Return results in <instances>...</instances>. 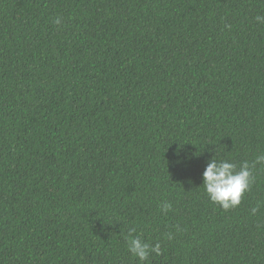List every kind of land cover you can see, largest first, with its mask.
<instances>
[{
    "label": "trees",
    "instance_id": "trees-1",
    "mask_svg": "<svg viewBox=\"0 0 264 264\" xmlns=\"http://www.w3.org/2000/svg\"><path fill=\"white\" fill-rule=\"evenodd\" d=\"M257 15L0 0V264H264V167L227 210L202 185L214 157L264 154ZM131 228L160 254L133 257Z\"/></svg>",
    "mask_w": 264,
    "mask_h": 264
},
{
    "label": "clouds",
    "instance_id": "clouds-1",
    "mask_svg": "<svg viewBox=\"0 0 264 264\" xmlns=\"http://www.w3.org/2000/svg\"><path fill=\"white\" fill-rule=\"evenodd\" d=\"M255 19L258 23H264V16L257 15ZM56 23H60L59 17L56 19ZM257 165L264 167V154L257 155L252 162L247 160L241 162L239 168L236 163L230 160H217L215 157L211 159L203 173L202 184L210 200L222 205L226 210L238 206L254 182L253 170ZM170 207V204L164 205L165 210ZM252 211L255 213L257 209L254 208ZM135 232L136 229L131 228L125 237L128 250L133 257L144 262L148 260L150 253L160 254L161 249L158 242L155 246H151L140 235H132ZM169 238H171V234H169Z\"/></svg>",
    "mask_w": 264,
    "mask_h": 264
}]
</instances>
